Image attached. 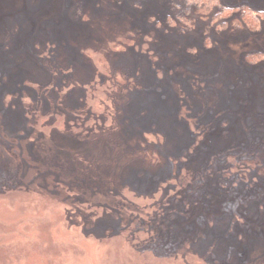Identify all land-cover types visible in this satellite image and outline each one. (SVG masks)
<instances>
[{
    "label": "rangeland",
    "instance_id": "1",
    "mask_svg": "<svg viewBox=\"0 0 264 264\" xmlns=\"http://www.w3.org/2000/svg\"><path fill=\"white\" fill-rule=\"evenodd\" d=\"M220 2L0 0V264L264 261V38Z\"/></svg>",
    "mask_w": 264,
    "mask_h": 264
},
{
    "label": "flooded vegetation",
    "instance_id": "2",
    "mask_svg": "<svg viewBox=\"0 0 264 264\" xmlns=\"http://www.w3.org/2000/svg\"><path fill=\"white\" fill-rule=\"evenodd\" d=\"M221 5H223L222 7L226 8L227 11L229 10L231 19H234L235 14L237 13L236 11L239 9L240 21L242 20L244 23V26L248 28L249 35L251 32H253L251 30H256L254 33L259 31L261 35H258V36L262 39L264 38V0L257 1V2H254L252 0H241L240 3L236 4V6H233L231 2H226V3L222 2ZM250 15H252L254 18H249ZM248 18L251 19L252 23L255 25L254 27L251 28L249 26ZM216 19H212V22ZM229 20H230V17H229ZM225 23H227V21H225ZM260 54H263V52H261ZM251 55L253 56L257 55V52H251Z\"/></svg>",
    "mask_w": 264,
    "mask_h": 264
},
{
    "label": "trees",
    "instance_id": "3",
    "mask_svg": "<svg viewBox=\"0 0 264 264\" xmlns=\"http://www.w3.org/2000/svg\"><path fill=\"white\" fill-rule=\"evenodd\" d=\"M212 162H213V161L208 162V163H207V167H209V166L211 167V166H212V165H211ZM168 219H171V217H168V218L164 221V223H166V228H169L168 225H167V221H168ZM164 223H163V225H164ZM194 241H195V242H192L193 245H199V243L201 242V241L196 242L195 239H194ZM192 244H191V245H192ZM259 264H264V261H263V262H260Z\"/></svg>",
    "mask_w": 264,
    "mask_h": 264
}]
</instances>
